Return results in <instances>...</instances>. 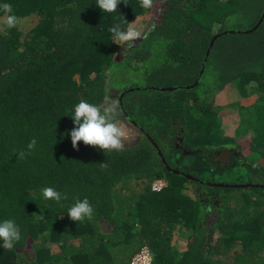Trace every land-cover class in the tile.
Instances as JSON below:
<instances>
[{"label":"trees","instance_id":"obj_1","mask_svg":"<svg viewBox=\"0 0 264 264\" xmlns=\"http://www.w3.org/2000/svg\"><path fill=\"white\" fill-rule=\"evenodd\" d=\"M4 3L36 22L0 31V221L22 237L0 241V264H129L143 247L150 264H264V18L228 33L251 31L264 0H121L112 13L97 0ZM141 20L139 39L113 40L109 28ZM121 94L135 131L124 149H74V106ZM49 186L68 199H45ZM84 198L93 218L74 222Z\"/></svg>","mask_w":264,"mask_h":264},{"label":"clouds","instance_id":"obj_2","mask_svg":"<svg viewBox=\"0 0 264 264\" xmlns=\"http://www.w3.org/2000/svg\"><path fill=\"white\" fill-rule=\"evenodd\" d=\"M120 2L121 0H97L96 5L102 12L112 13L117 10ZM152 6L153 0H140V7L150 9ZM0 10L6 14L5 22L7 27L10 29L15 28L19 23V17L13 13L12 5L4 3L0 5ZM109 32L112 34L113 40L120 45L134 42L141 36L140 31L134 28L131 23L126 30H122L119 25H116L109 28ZM71 118L74 122V127L69 135L74 149L77 148L79 142H83L86 146L98 147L101 150L122 151L124 149V140L127 137L125 127L130 135L135 134L132 128L125 126V124L123 125L119 119V103L114 99H106L102 104L89 103L81 99L74 106V115ZM177 141H180V138ZM36 144V139L32 138L26 146L27 150L19 151L17 158L22 160L27 155H30L35 149ZM101 166L107 167L106 164H102ZM196 180L198 182H194L197 184L201 182L198 179ZM157 182L164 183V185L160 187L153 185V190L155 191L165 186L164 181ZM42 196L47 200H54L56 202L68 199L66 194H62L55 187L51 186L42 189ZM93 215L94 208L87 198L83 200L77 199L68 210V216L74 222L84 221L85 219L92 220ZM21 238L20 227L14 220L6 219L0 221V241H3L4 248L13 249ZM144 248L146 247L142 249Z\"/></svg>","mask_w":264,"mask_h":264},{"label":"rangeland","instance_id":"obj_3","mask_svg":"<svg viewBox=\"0 0 264 264\" xmlns=\"http://www.w3.org/2000/svg\"><path fill=\"white\" fill-rule=\"evenodd\" d=\"M36 22V19L33 18V17H30V18H27V19H24L22 21H19L18 23V26L20 28H23L24 30L23 31H28L30 27H32ZM4 24H5V20L3 18L0 17V31H3L4 29ZM132 26L134 28H136L138 31H140L141 35L145 32L148 24H146V22H144L143 20H141L140 22H136L134 24H132ZM136 41V40H135ZM132 42H129V44H131ZM115 100V96H113V98ZM124 125V123H123ZM125 127V126H124ZM225 127L226 129L228 130L227 131V134L231 135L234 137V132L237 128V121L234 119V118H230L227 120V122L225 123ZM126 129V132H127V137L130 135V133L128 132L127 128L125 127ZM235 137L237 138V135L235 134ZM125 138V139H126ZM237 140L239 142H241V149L242 151H244V154L248 155L249 152H248V148H247V145H244L246 143H248V140H249V137H238ZM154 185L156 186H161V185H164V183H159V182H156L154 183ZM172 245H174V247L178 248V249H182L184 247V240L180 239V238H177V235L176 237L173 236V240H172ZM57 248L54 247V251H56Z\"/></svg>","mask_w":264,"mask_h":264},{"label":"water","instance_id":"obj_4","mask_svg":"<svg viewBox=\"0 0 264 264\" xmlns=\"http://www.w3.org/2000/svg\"><path fill=\"white\" fill-rule=\"evenodd\" d=\"M263 18H264V12H263V14H262V16H261V18L259 19V21H258V23L256 24V26L251 30V31H244V32H228V33H249V32H253L254 30H256L257 28H258V26L261 24V22H262V20H263ZM224 34H226V33H222V34H216L214 37H213V39L211 40V42H210V44H209V47H208V49H207V51H206V57L208 56V54H209V51H210V49H211V47H212V45H213V43H214V41L219 37V36H221V35H224ZM206 60V59H205ZM202 71H203V69H202ZM202 73V72H201ZM194 86V85H193ZM193 86H188V87H184L185 89H189V88H192ZM133 90H139V89H130L129 91H133ZM159 91H173L174 90V88H171V89H163V88H161V89H158ZM122 94L120 95V97H119V99H118V103L121 105V98H122ZM193 181H195V182H198L196 179H193V178H191ZM201 183V182H200ZM221 185V184H220Z\"/></svg>","mask_w":264,"mask_h":264},{"label":"built area","instance_id":"obj_5","mask_svg":"<svg viewBox=\"0 0 264 264\" xmlns=\"http://www.w3.org/2000/svg\"><path fill=\"white\" fill-rule=\"evenodd\" d=\"M151 256L149 251L144 248L139 253H137L129 264H150Z\"/></svg>","mask_w":264,"mask_h":264}]
</instances>
